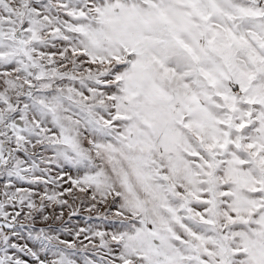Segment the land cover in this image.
<instances>
[{
  "label": "snow or ice",
  "instance_id": "snow-or-ice-1",
  "mask_svg": "<svg viewBox=\"0 0 264 264\" xmlns=\"http://www.w3.org/2000/svg\"><path fill=\"white\" fill-rule=\"evenodd\" d=\"M0 264H264V0H0Z\"/></svg>",
  "mask_w": 264,
  "mask_h": 264
}]
</instances>
